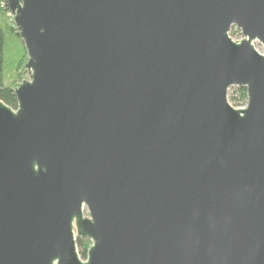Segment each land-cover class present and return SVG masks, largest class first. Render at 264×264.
Here are the masks:
<instances>
[{
    "label": "water",
    "instance_id": "95a60500",
    "mask_svg": "<svg viewBox=\"0 0 264 264\" xmlns=\"http://www.w3.org/2000/svg\"><path fill=\"white\" fill-rule=\"evenodd\" d=\"M7 6L0 264H264V0Z\"/></svg>",
    "mask_w": 264,
    "mask_h": 264
},
{
    "label": "trees",
    "instance_id": "16d2710c",
    "mask_svg": "<svg viewBox=\"0 0 264 264\" xmlns=\"http://www.w3.org/2000/svg\"><path fill=\"white\" fill-rule=\"evenodd\" d=\"M27 63L25 44L16 29L7 0H0V102L13 110L18 108L16 89L30 78L26 69ZM247 100L245 88H232L229 102L234 108H245ZM91 246V241L77 239L79 256L83 261L87 259Z\"/></svg>",
    "mask_w": 264,
    "mask_h": 264
},
{
    "label": "rangeland",
    "instance_id": "374dc122",
    "mask_svg": "<svg viewBox=\"0 0 264 264\" xmlns=\"http://www.w3.org/2000/svg\"><path fill=\"white\" fill-rule=\"evenodd\" d=\"M230 37L233 41L235 42H240L242 41L243 37L240 31H238L236 28H233L231 33H230ZM256 49L259 50L261 53H263V48L262 45L260 44H256ZM30 79V78H29ZM29 79H27L26 81H28ZM232 90V89H231ZM231 90L229 91V96L231 93ZM244 109V108H241ZM87 212V209L85 210V213ZM86 261V260H85Z\"/></svg>",
    "mask_w": 264,
    "mask_h": 264
},
{
    "label": "built area",
    "instance_id": "2783aa9c",
    "mask_svg": "<svg viewBox=\"0 0 264 264\" xmlns=\"http://www.w3.org/2000/svg\"><path fill=\"white\" fill-rule=\"evenodd\" d=\"M243 40V39H242ZM256 44H259V43H255V47H256ZM262 48H263V46H262ZM259 51V50H258ZM259 53L260 54H264V48H263V53H261L260 51H259Z\"/></svg>",
    "mask_w": 264,
    "mask_h": 264
}]
</instances>
